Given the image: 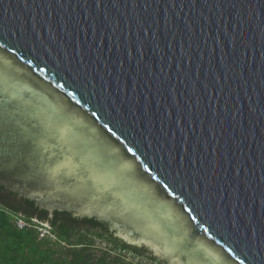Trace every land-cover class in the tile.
Wrapping results in <instances>:
<instances>
[{
  "label": "water",
  "instance_id": "water-1",
  "mask_svg": "<svg viewBox=\"0 0 264 264\" xmlns=\"http://www.w3.org/2000/svg\"><path fill=\"white\" fill-rule=\"evenodd\" d=\"M4 101L0 187L164 264H264V0H0Z\"/></svg>",
  "mask_w": 264,
  "mask_h": 264
},
{
  "label": "trees",
  "instance_id": "trees-1",
  "mask_svg": "<svg viewBox=\"0 0 264 264\" xmlns=\"http://www.w3.org/2000/svg\"><path fill=\"white\" fill-rule=\"evenodd\" d=\"M18 221L26 227L20 230ZM48 226L49 235L40 230ZM96 219H77L71 213L50 217L34 203L0 187V264H135L138 259L164 264L146 248L125 244ZM107 248L96 247V242ZM145 264V263H144Z\"/></svg>",
  "mask_w": 264,
  "mask_h": 264
},
{
  "label": "snow or ice",
  "instance_id": "snow-or-ice-1",
  "mask_svg": "<svg viewBox=\"0 0 264 264\" xmlns=\"http://www.w3.org/2000/svg\"><path fill=\"white\" fill-rule=\"evenodd\" d=\"M6 109V101L0 102V112ZM5 132L4 121L0 120V135ZM72 150L76 153L75 160L77 165L81 168L84 174H87L90 169L96 168L99 171L105 172L116 166V162L111 159L93 160L88 154V148L86 144L79 139H73L70 141ZM99 151L106 152L104 148H100Z\"/></svg>",
  "mask_w": 264,
  "mask_h": 264
},
{
  "label": "rangeland",
  "instance_id": "rangeland-1",
  "mask_svg": "<svg viewBox=\"0 0 264 264\" xmlns=\"http://www.w3.org/2000/svg\"><path fill=\"white\" fill-rule=\"evenodd\" d=\"M96 247L97 248H101V249H104V248H107V246L104 244V243H101L100 241H97L96 242ZM150 251V250H149ZM151 252V251H150ZM152 253V256L153 257H155V258H157V259H159L160 260V258L156 255V254H154L153 252H151ZM134 263L135 264H139V263H142L140 260H138V259H135L134 260ZM150 264L148 261H146V260H144V262H143V264Z\"/></svg>",
  "mask_w": 264,
  "mask_h": 264
},
{
  "label": "built area",
  "instance_id": "built-area-1",
  "mask_svg": "<svg viewBox=\"0 0 264 264\" xmlns=\"http://www.w3.org/2000/svg\"><path fill=\"white\" fill-rule=\"evenodd\" d=\"M17 226L20 230L24 229L26 227V224L23 221H18ZM41 237L49 235L48 226L44 225V229L40 230Z\"/></svg>",
  "mask_w": 264,
  "mask_h": 264
}]
</instances>
